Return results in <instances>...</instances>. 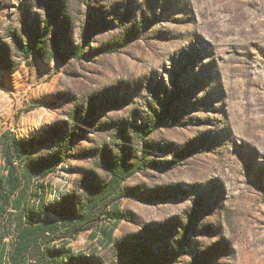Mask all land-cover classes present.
<instances>
[{
	"label": "rangeland",
	"instance_id": "1",
	"mask_svg": "<svg viewBox=\"0 0 264 264\" xmlns=\"http://www.w3.org/2000/svg\"><path fill=\"white\" fill-rule=\"evenodd\" d=\"M49 19L60 56H26ZM3 132L62 157L44 181L53 207L85 203L109 159L147 163L121 183L104 264L135 245L163 264H264V0H0V172Z\"/></svg>",
	"mask_w": 264,
	"mask_h": 264
},
{
	"label": "trees",
	"instance_id": "2",
	"mask_svg": "<svg viewBox=\"0 0 264 264\" xmlns=\"http://www.w3.org/2000/svg\"><path fill=\"white\" fill-rule=\"evenodd\" d=\"M38 29L36 27L31 31V43L20 46L19 49L26 56L35 55L43 60L59 57L61 47L58 35L52 37L51 41L47 37L51 30V19L41 32ZM71 54H77V51ZM6 67L13 69L10 62ZM157 125L156 121L147 128H139V136L144 138L155 130ZM2 137L7 141V146L3 157L4 171L0 172V215L9 213L11 216L8 224L15 234L10 253L12 259L16 261L30 254L38 264L47 256L61 258L59 264H89V257L83 254L74 255L64 244L57 245L55 241L60 238H74L104 218L110 224L109 241L114 242L113 233L124 218L117 204L119 196L125 195L120 193L121 183L137 168L146 166L147 163L141 160L142 163L136 168H131L125 164L124 159H109L106 161V168L111 175L110 181L99 187L94 182L88 183L89 198L85 203L75 206L67 202L60 207H53L46 201L44 181L56 170L58 162L63 160L62 157L40 160L33 157L29 141L19 138L15 133L3 132ZM145 145L149 147L148 142ZM31 198L37 200L38 205L33 204L30 209L28 205ZM102 205L111 206L103 209ZM41 213L49 216L37 220L36 217ZM150 252V248L145 245H135L134 250L127 246L124 251L127 256L126 264H163L153 261Z\"/></svg>",
	"mask_w": 264,
	"mask_h": 264
},
{
	"label": "crops",
	"instance_id": "3",
	"mask_svg": "<svg viewBox=\"0 0 264 264\" xmlns=\"http://www.w3.org/2000/svg\"><path fill=\"white\" fill-rule=\"evenodd\" d=\"M109 229V222L103 218L100 220V222H98V224L88 230L80 232L74 238H60L55 242L57 245L64 244L65 247L69 248L74 255L83 254L84 256L89 257V264H104L101 259L99 260L98 254L100 253L101 249L108 248L114 244V242L110 243L109 241ZM82 233H87V240L89 244H93V242H95L94 247H92L94 249H92V251H90L89 253H81L75 250V248L73 247L74 241H76ZM4 252H6V250L5 245L3 244L0 248V264H38V262L30 254H27L24 258H19L14 261L11 256L10 258H7V256L4 255ZM61 261V258H52L51 256H47L43 257V262L41 264H59L61 263Z\"/></svg>",
	"mask_w": 264,
	"mask_h": 264
}]
</instances>
